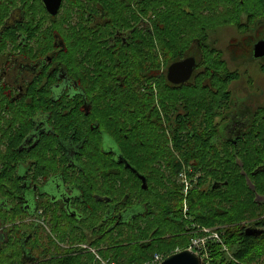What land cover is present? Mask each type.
Masks as SVG:
<instances>
[{"label": "flooded vegetation", "instance_id": "obj_1", "mask_svg": "<svg viewBox=\"0 0 264 264\" xmlns=\"http://www.w3.org/2000/svg\"><path fill=\"white\" fill-rule=\"evenodd\" d=\"M120 1L125 6L131 3ZM63 2L53 15L44 0H0V264H145L150 253L146 234L151 202L149 186L142 187L139 175L146 180L150 175H170L171 160L180 155L149 152L150 121L160 125L158 139L168 135L171 141L170 128L177 125L180 105H170L168 113L160 104L154 105L152 115L143 106L137 119L130 97L126 106L116 100L108 108L100 101L93 105L89 94H116V87L126 79L128 87V80L131 86L137 77L146 79L149 68L143 61L140 66L139 60L133 65L121 59L117 67L115 58L102 66L109 57L102 58L97 50L99 55L92 61L80 56L79 72H71L60 59L70 44L68 19H61V26L58 19ZM95 3L94 10L78 8L73 13L78 18L80 14L97 16L98 24L105 23L100 0ZM208 13L209 17L236 14L235 22L226 25L237 29L226 46L227 58L216 50L210 34L224 25L210 18L207 56H199L200 50L194 47L193 54L181 58L196 57L192 78L174 85L167 78L168 69L163 74L175 87L193 85L197 131L193 146L206 143L196 150L200 175L226 177L236 164L260 204L264 201L261 186L252 178L264 173V0H239L237 10ZM147 22L144 16L138 20L148 36ZM126 34L118 29L108 39L119 54L135 44L130 32ZM106 40L96 43L105 47ZM120 68L127 74L110 72ZM102 71L104 90L99 80ZM93 80L100 87L94 93ZM197 87H205V110L199 108L203 98L194 90ZM138 143L145 145L142 153L133 151ZM169 146L173 148L171 142ZM134 159L142 160V171L132 164ZM221 183L211 179L209 184L219 188ZM175 215L170 219H176ZM253 225L264 230V225Z\"/></svg>", "mask_w": 264, "mask_h": 264}, {"label": "trees", "instance_id": "obj_2", "mask_svg": "<svg viewBox=\"0 0 264 264\" xmlns=\"http://www.w3.org/2000/svg\"><path fill=\"white\" fill-rule=\"evenodd\" d=\"M118 1L122 2L120 0ZM72 2L80 9H88V4H85L82 0H72ZM142 2L143 0H138V3L141 4V11L144 10L146 12L147 6L142 4ZM220 2L225 5L224 9H238L239 0H147L146 3L151 11L150 16L154 15L153 10L156 9V6H161L163 3L170 4L171 10L169 12L173 11L171 15H169L168 12L165 16L162 15V17H166L164 20L160 19V13L155 20H151L148 37L151 39L150 41L152 43L155 40H159L160 34L164 29L166 32H172V28L169 25H179L178 29L181 30V33H184L179 43L172 42L176 44L174 47L163 46L159 43L153 45L151 43V49H153L152 45L156 46L154 49H161L163 47L162 49H164L166 53L162 52L161 54H164V63L167 65L181 59L185 55L193 54L194 47L197 51L200 50V52H198L199 56L203 58L206 57L208 52V47L206 45L207 30L211 18L208 12L218 8V3ZM126 7L128 6L122 5V7H117L115 11H111L110 9L112 8L106 9L105 6L103 7L105 11L104 16L106 18L108 17V19L101 25L106 27L109 36L114 35L115 30L120 29L119 26L114 23L115 18L120 19L123 14L122 11L126 9ZM71 11L72 10H69V13H71ZM129 11L132 12V10ZM80 16V22L73 24L71 28L69 27V32L66 35L70 43L68 45V53L60 55V59L69 66L70 71L75 73L79 72L78 67L80 63L78 59L80 56L85 55L91 58V61L99 55V52L102 58L105 56V48L102 46L100 47L96 43L98 37L95 35V32L99 30V27H95L97 22L93 20L90 25H82L84 20L95 17H88L85 16V14H80ZM215 17V24H226L235 22L236 14H219ZM163 22L169 27H165ZM61 24L62 22L60 20V26ZM54 25L56 26L57 23L55 22ZM153 39L155 40L152 41ZM135 40L138 42L142 41L138 37H135ZM194 42L196 44H194ZM131 47H133V45ZM97 50H99V52H97ZM83 51L87 53L84 54L82 53ZM114 58L116 59L117 67H120L121 64L117 59H121V61L125 63L121 53H115ZM153 60V66H151V68L148 67V77L146 79H144V77H137L132 80L131 86V82L128 80L129 87L126 79L123 82V86L116 87L115 90H118L116 94L101 92L100 95L97 96L92 94L88 95V97L92 99L93 105L99 103L98 101H100V103L106 101L108 105H114L116 100L117 104L126 106V101L128 97H130L132 104L136 107L134 108L135 119L138 118V115L143 114V106L147 107L152 115L154 112L152 107L154 105L160 104L165 113H168L170 105L175 106L177 103L180 105L179 120L176 119L177 125L174 124L170 128L172 135L171 141L168 135H165L164 139H158L156 132L160 125L156 121H150L149 128L151 133L149 137V152L158 154L164 153V151L169 153H175L176 151L180 155L178 158L171 160L172 172L170 175H165L163 177L159 175H150L147 177L149 186L148 192L150 193L151 202V213L148 214L149 237L151 241L149 248L150 253L145 259V264L153 258L154 254L164 253L165 255H170L176 249L187 248L190 241L189 232L195 229V224L211 227L219 223L222 224H219L217 229L223 234L231 255L223 252L218 244L211 243L209 245V264H264V232L259 236H251L246 234L245 231L247 225L250 226V224H252V226H254L253 224L264 225V201L260 204L254 201L255 193L253 190L248 189L244 178L238 174L236 164H234L236 168H231V174L229 176H213L212 179L221 180L223 183H221L219 188L213 187L210 192H205L206 187L210 186L207 184L209 176H201L200 174H202V171L199 169L200 162L195 164L197 159L196 150L201 151L200 148L205 147L206 143H199L198 146H193V140L197 137V131L193 128V85L188 84L180 88L171 85L165 78V75L160 72V67L156 65V58H153ZM139 61L141 62V60ZM140 62L139 65L143 66V62ZM101 65L107 66L103 64V61ZM110 72H112V74H127L126 69L122 68L116 69V72L115 70H111ZM104 74L105 72L102 71V75L99 76V80L101 84H103L101 86L102 90L107 88L104 85L106 84ZM90 83V89L93 93L94 89L100 88L94 80L90 81ZM128 88L133 89V92H130L129 89L128 93L122 92V95L120 90H126ZM197 88L199 89L194 90H198V97L203 98V102L199 108L205 110V98L202 97L205 94V87ZM175 99H177V101H175ZM139 129L141 131L142 128L139 127ZM165 129L167 130V128ZM205 134L204 132V134L200 136L204 137ZM139 136L142 137V134L140 133ZM170 142L173 144V148L169 146ZM143 145V143L133 144V151L142 153ZM199 155H201V153ZM202 155H204V153ZM202 155L201 160L205 161V157H202ZM132 164L139 171H142L141 159H134ZM101 168H104V166L101 165ZM182 171L188 175L191 182V188L187 196L184 194L183 184L178 181L179 174ZM196 174L199 175L197 179L194 180ZM252 179L255 185L261 186V191L259 193L264 196V173ZM132 181L133 186H135L137 184L135 176H133ZM155 182L163 186L166 191L161 194L159 190L154 188L153 183ZM212 190L213 193L210 194ZM185 200L188 203L187 212H184ZM174 203H177V205H174ZM255 207L257 211L261 209L257 216ZM174 212H176V219L171 220L170 218H172ZM246 215L255 218L251 219V221L246 224L243 222L247 219ZM175 229L178 230L174 231ZM162 234H164V236H162ZM168 234L173 236L165 238ZM120 235H123V233H120ZM154 236H156V238ZM180 236H186L187 238L182 242H178L176 239ZM135 259V261L141 260L140 257H135Z\"/></svg>", "mask_w": 264, "mask_h": 264}, {"label": "rangeland", "instance_id": "obj_3", "mask_svg": "<svg viewBox=\"0 0 264 264\" xmlns=\"http://www.w3.org/2000/svg\"><path fill=\"white\" fill-rule=\"evenodd\" d=\"M84 2H85V4H88V10H92L95 8L96 0H89V1L86 0ZM87 2H89V3H87ZM100 2H101L103 7L105 6L106 9L112 8V9H110L111 11H115V9H117V7L118 8L122 7V5L124 3V2L123 3L119 2L118 0H100ZM142 4L147 6L146 12L141 11V9H140L141 4L138 3V0H131L130 5L128 7H126V9H123V14L120 17V19L115 18L114 23L117 26H119L120 32L122 33V35H125L126 32H130L131 35L128 34L131 36V37H129V39L131 40V42H133V44L135 43L133 47L122 49L121 56L124 59L125 63H131V62L133 63L134 62L133 65H136L137 60H141L144 63H147L149 68H151V66H153V63H154L153 58H156V65L160 67V69H161L160 72L166 73L168 67L172 63L168 64V65L166 63H164V60H165V58L163 57L164 54H161V53L165 52V50L162 49L163 47L161 49H154L156 46H153V45H157L156 43H159V44H162L163 46H169V47L173 46L174 47L176 44H173L172 42L179 43L180 38H181V36H183L184 33H181V30L178 29L179 25H169L172 28V32H166L165 29H164V31L162 30L163 32L160 34L159 40L153 39L152 41H154V40L155 41L152 43L150 41L151 39L147 36V34H144L142 32V29H141L142 23H138V20L140 19L141 16H144L148 19L147 23L150 26L151 22H152L151 20H155L157 18V16L159 15V13H160V19L164 20V18H166V17H162V15L165 16V14L167 12L169 15H171V14H173V11L169 12L171 10L170 4L168 5V4L163 3V4H161V6H156V9L153 10L154 15L150 16L151 11L148 8V4L144 1L142 2ZM218 4H219L218 8L212 9V10H217V9L221 10V8L224 9L225 5L221 4V2ZM78 8L79 7H77L75 5V3L72 2V0H64V2L62 4L60 15L58 16V19L61 20L63 18H65V19L67 18L68 19V22H67L68 26L70 28L73 27V24L80 22L77 15L75 13H73V10L78 9ZM68 10H72V11H71V13L68 12V16H67L66 12ZM129 10H132V12H130ZM110 13H112V12H110ZM99 14H101V13H99ZM97 18L98 17L96 16L95 18H91L89 20H84L82 25H88V24L90 25V24H92V21L96 20ZM107 19H108V17L103 18L104 21H106ZM211 19L216 21L215 14L211 15ZM163 24L165 25V27L168 26L165 22H163ZM229 24L230 23L221 24V25H224L222 28H219V29L217 28L214 32H212V33L210 32L211 36L213 34V38L215 39L214 47L216 48L217 51L219 50L222 53H224L225 58H227V55H228V52L226 50L227 49L226 46L228 45V42H229L230 38L232 37V35H236V33H237V29L235 27L226 26ZM144 25L145 24H143V26ZM95 27H99V30L97 32H95L96 33L95 35H97L98 39H101V38L107 39L106 45L104 44V46H105L104 48H107V49H105V52H104L105 56L104 57H106V58L109 57V59L104 60L103 64H106L108 66L110 63H112V58H114V54L115 53L119 54V50H116V48H111V46L113 45V42L108 40L110 36L108 34V31H106L105 26L96 23ZM63 28L66 29L65 25H63ZM173 29H174V31H173ZM59 31H60V29H59ZM207 33H208V30H207ZM192 36H193V29H192ZM135 37H138L142 41L136 42ZM206 41H208V40H206ZM151 43L153 44L152 45L153 49H151V46H150ZM157 56H158V58H157ZM91 73H92V77H93V73L95 75L94 77H96L95 71H92ZM155 95H156V93H155ZM102 104L105 105V107H107V108L111 106V105H108L106 103V101L102 102ZM179 177H180V175H179ZM197 177H198V175H196V179H197ZM211 179L212 178H209V180H208L209 183H210ZM178 181H179V179H178ZM209 183L207 182L208 185H210ZM196 184H195V186H196ZM153 186L155 189L159 190L161 194L166 191V189L163 186L159 185L157 182L153 183ZM211 189H213L212 185L207 186L205 189V192H210ZM212 193H213V190L211 191L210 194H212ZM174 205H177V203H174ZM260 211H261V209H259V211H257V208L255 207L256 216L259 214ZM246 218L247 219L244 220L243 222L247 224L251 221V219H253L255 217H250V216L246 215ZM219 224H222V223H219ZM219 224L211 226V227L217 228V227H219ZM177 230L178 229H175L174 231H177ZM122 232L124 234H126L128 232V230H126L124 228ZM175 233H177V232H175ZM147 234H146L147 238L150 239V237H149L150 232H148ZM162 236H164V234H162ZM154 237L156 238V236H154ZM165 238H167V237H165ZM186 238H187L186 236H180L176 240L178 242H182ZM177 250L181 251L183 249H176L175 251H177ZM174 252H172V253H174ZM161 255L164 256L165 254L161 253Z\"/></svg>", "mask_w": 264, "mask_h": 264}, {"label": "water", "instance_id": "obj_4", "mask_svg": "<svg viewBox=\"0 0 264 264\" xmlns=\"http://www.w3.org/2000/svg\"><path fill=\"white\" fill-rule=\"evenodd\" d=\"M44 2L48 10L53 15H56L61 6L62 0H44ZM196 64L197 61L194 56L185 57L173 62L168 67V80L174 85H183L192 78ZM139 178L142 180V187L144 189L147 188L148 185L146 178L143 175H139ZM263 232L264 230L256 229L254 226H250L246 229V234L251 236H258ZM159 264H204V260L197 252L186 248L181 251L171 253Z\"/></svg>", "mask_w": 264, "mask_h": 264}, {"label": "built area", "instance_id": "obj_5", "mask_svg": "<svg viewBox=\"0 0 264 264\" xmlns=\"http://www.w3.org/2000/svg\"><path fill=\"white\" fill-rule=\"evenodd\" d=\"M179 177V181L184 186V194L187 196L190 188L191 182L188 175L182 171ZM188 211V203L185 200L184 202V212ZM193 228V226H192ZM194 230L192 229L190 233V241L188 244V249L197 252L204 260V264H209L210 260V244L215 243L218 244L221 250L229 255H231L230 249L224 240L223 234L218 231L215 227H206L201 225H194ZM177 250L175 252H178ZM168 255H161V253H157L153 256L152 260L147 264H159L162 262Z\"/></svg>", "mask_w": 264, "mask_h": 264}, {"label": "bare ground", "instance_id": "obj_6", "mask_svg": "<svg viewBox=\"0 0 264 264\" xmlns=\"http://www.w3.org/2000/svg\"><path fill=\"white\" fill-rule=\"evenodd\" d=\"M148 24V23H147Z\"/></svg>", "mask_w": 264, "mask_h": 264}]
</instances>
